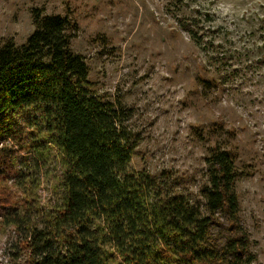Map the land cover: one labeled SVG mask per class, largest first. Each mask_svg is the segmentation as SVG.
Listing matches in <instances>:
<instances>
[{"label": "trees", "instance_id": "16d2710c", "mask_svg": "<svg viewBox=\"0 0 264 264\" xmlns=\"http://www.w3.org/2000/svg\"><path fill=\"white\" fill-rule=\"evenodd\" d=\"M33 23L0 48V227L28 251L23 264H252L233 153L205 158L196 192L169 170L132 169L131 109L92 89L68 18L36 10ZM55 164L53 202L31 205L34 170Z\"/></svg>", "mask_w": 264, "mask_h": 264}, {"label": "rangeland", "instance_id": "374dc122", "mask_svg": "<svg viewBox=\"0 0 264 264\" xmlns=\"http://www.w3.org/2000/svg\"><path fill=\"white\" fill-rule=\"evenodd\" d=\"M36 10L68 18L92 89L131 109L132 169L169 170L196 192L205 158L233 153L252 264H264V0H0V48L26 41ZM57 170H34L31 205L53 202ZM19 240L0 227V264H23Z\"/></svg>", "mask_w": 264, "mask_h": 264}]
</instances>
